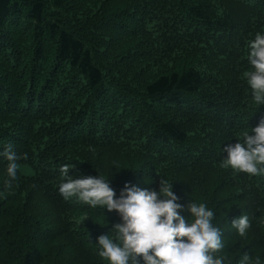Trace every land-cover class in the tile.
<instances>
[{
	"label": "trees",
	"instance_id": "trees-1",
	"mask_svg": "<svg viewBox=\"0 0 264 264\" xmlns=\"http://www.w3.org/2000/svg\"><path fill=\"white\" fill-rule=\"evenodd\" d=\"M257 32L264 0H0V152L18 157L9 182L0 156V264H107L95 243L120 218L61 196L68 163L73 179L112 172L117 196L171 182L181 215L221 209L226 264H264V175L221 166L264 119L243 75Z\"/></svg>",
	"mask_w": 264,
	"mask_h": 264
},
{
	"label": "clouds",
	"instance_id": "clouds-1",
	"mask_svg": "<svg viewBox=\"0 0 264 264\" xmlns=\"http://www.w3.org/2000/svg\"><path fill=\"white\" fill-rule=\"evenodd\" d=\"M247 63L250 69L244 79L256 106L264 104V32H257L248 41ZM256 111V109H255ZM248 120V119H247ZM245 121V124L247 122ZM236 133L237 142L226 145L227 157L221 166L249 177L264 175V119L257 126ZM242 138V140L240 139ZM0 156L8 164L9 182L17 179V155L11 144ZM71 163L59 169L62 181L58 191L67 200L75 197L91 208L115 210L120 222L97 238L96 253L107 264H226L221 228L215 223L216 211L206 202L190 200L187 217L181 215L179 197L172 184L160 180L158 190L125 185L117 196L108 177L97 175L73 179L69 176ZM86 218V217H85ZM84 218V219H85ZM102 217L99 224H104ZM231 227L240 237L246 236L251 222L247 215L231 221ZM237 264H262L260 256L254 259L247 253L240 255Z\"/></svg>",
	"mask_w": 264,
	"mask_h": 264
}]
</instances>
